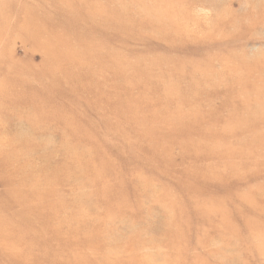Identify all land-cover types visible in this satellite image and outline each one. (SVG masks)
Listing matches in <instances>:
<instances>
[{"label":"rangeland","instance_id":"obj_1","mask_svg":"<svg viewBox=\"0 0 264 264\" xmlns=\"http://www.w3.org/2000/svg\"><path fill=\"white\" fill-rule=\"evenodd\" d=\"M0 264H264V0H0Z\"/></svg>","mask_w":264,"mask_h":264}]
</instances>
